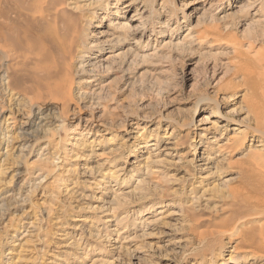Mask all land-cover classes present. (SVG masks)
Here are the masks:
<instances>
[{
	"label": "rangeland",
	"instance_id": "374dc122",
	"mask_svg": "<svg viewBox=\"0 0 264 264\" xmlns=\"http://www.w3.org/2000/svg\"><path fill=\"white\" fill-rule=\"evenodd\" d=\"M67 1L81 37L64 83L70 119L63 104L49 118L32 109L33 100L51 102L44 73L24 54L51 46L34 16L16 14L12 0L0 14V264H264V216L249 199L261 186L248 171L264 154L251 113L264 110L262 90H251L264 80V0L212 9L217 0H168L159 15V0ZM113 6L130 24L138 9L150 27L174 22L151 40L135 22L118 42V17L104 13ZM215 111L228 125L212 136L236 139L224 152L201 137L199 122ZM238 215L257 254L235 256L241 240L215 234Z\"/></svg>",
	"mask_w": 264,
	"mask_h": 264
},
{
	"label": "bare ground",
	"instance_id": "6f19581e",
	"mask_svg": "<svg viewBox=\"0 0 264 264\" xmlns=\"http://www.w3.org/2000/svg\"><path fill=\"white\" fill-rule=\"evenodd\" d=\"M12 1L15 4V8L17 12L16 14H23V15H28V16L32 14V16H34L32 20L37 21L38 25H40L39 30L42 33L41 39H43L44 41V38H45L46 40L48 39L51 42L50 48L48 50H45L44 51L45 53L44 52L42 53L40 51H35V50L24 52V54L30 55L31 59H34L36 61V64H35L36 68L38 69L39 72L44 73L43 75L46 77V80L48 83L46 86V90L51 92V100H50L51 102H49V104L46 105V107L44 105H40L39 103H35L33 100L32 109L34 111H37L42 117L49 118L52 115L55 106L59 104H61L62 106L63 104L62 106L63 115L66 119H70L74 115L75 111H73L72 114H69L70 112H68V108L70 104H72L73 99H72L71 92L68 89H65L64 83L67 82V80H69L70 72H68V70H70L71 68L70 66L76 57V54L78 52V46H80V40H81V37L77 38V35H75V32H77V30H79V27H80L79 26V16L74 14L73 12L76 8H72L67 0H12ZM167 1L168 0L158 1V5L160 6V9H161L159 10L160 13H158V15L165 14L164 10L167 8V5H168ZM227 1L228 0H217V1L210 2L209 3L210 8L211 9L220 8ZM259 1L260 0H248L247 4L251 5ZM138 2L139 0H132L130 1V5L137 4ZM7 4H8V0H0V14L4 12ZM130 5H126L124 6V8H128ZM108 6H109V3L106 4L105 9H107ZM112 9H114V11L110 10L111 13L110 12L108 13V10H104V13H106L108 16L118 17L115 20H112V21L110 20L111 21L110 26H112V30H113L112 32L113 34H111V36H113V39L118 42L124 41L126 39L127 30L131 29V27L133 28L132 24L135 22L140 23V26H137L135 33L141 34L142 38L149 36V40H151L150 38H152L153 36L154 37L158 36L157 38H163L165 36V31L167 27H170L172 23L174 22V18L173 19L170 18L167 21L168 24L166 23L161 24V27H158V26L150 27L148 24V21L146 20L144 16L145 10L138 9V11L131 16L130 21L132 22V24H130V23L120 20L119 18L120 15H117V14H121L123 11V9L120 6H113ZM177 25H181V23L180 24L177 23ZM96 26L97 25L94 24L92 28H95ZM4 29L5 28L2 27V23L0 22V43L5 42V40L7 39V35L5 34ZM188 36L189 37L191 36L190 33L186 35V37ZM84 43L86 47V43L88 44V39ZM248 48L249 50L254 49L253 44H249ZM258 56H259V52L256 51L255 59L258 58ZM255 59H252L251 62H253V64H257V63L261 64V65L259 64L257 65L258 68L264 69V66L262 65L263 62L260 60V61H257V63H254ZM263 76H264V73H263ZM4 77H5V74H4L3 65H1V59H0V83L3 81ZM14 82H15L14 77L9 75V80H8L9 87H11L12 86L11 84H13ZM248 83H251V82H248ZM256 88H257V91L258 89L262 90L261 98L264 99V80H262L260 84L256 83L254 88L251 90L254 92V89L256 91ZM1 91L2 90L0 89V94H1ZM258 94L260 95V93ZM241 97L245 98L246 94L242 95ZM252 106L254 105L252 104ZM250 111H251V107H250ZM103 113L104 115H106L105 110L103 111ZM251 113L254 115L255 124L257 125L253 131V136L261 139L260 141L261 144H259L258 147L263 148V151H264V110L262 109V107H259L257 109L252 108ZM127 117L124 116V120L123 118H120V120L121 119L123 120L122 121L123 123L121 122L123 126L127 124V122L129 121V118ZM215 118H221L223 119V121L219 122ZM37 120L39 121V123L35 124L36 128L40 127V125L42 124V118L37 119ZM192 121H193V118H192ZM88 122H91V120H89ZM60 123H61L60 128L64 129L66 126V123L63 121H61ZM135 125H137V123H135ZM191 125L193 124L186 123L185 127L190 128ZM199 125L203 132L201 134V137L202 138L208 137L207 140H210V141L211 139H213L214 141H212L211 143L217 145V149L219 150V152H224L226 147L232 146L233 142L236 140L234 138H231L229 142L219 143V141H217L218 140L217 137L215 138L214 136H212V135H216L217 129H225L228 125V122L225 119V116L218 111H215L209 115H206L203 119H201V121L199 122ZM86 129H84V131L82 130L83 132L79 133V135H82L86 131ZM73 132L74 131L71 130L70 134H72ZM89 132L90 131H88V133ZM86 133L87 132H85V134ZM246 139H247V133L245 132L244 137L241 139L242 146L246 144ZM219 140H221V138ZM249 153L255 154V151L252 150ZM254 158H255L254 161H251L249 163L250 165L248 166V171L250 173V176L259 177V183H260L261 189L258 188L259 186H256V188L252 190L253 193L255 194H257L258 192H261V193L260 195H257L253 198H249L252 201V204L250 205L252 206V209H253L252 214H260V216L261 215L264 216V191H263L264 190V154L263 155L260 154L258 155V157H254ZM244 220L245 219L243 216L238 215L236 221L232 223L230 227L224 226L222 229L220 230L218 229V231H215V234L217 235V237H220L221 239L223 238L227 239L228 242H230V244L235 242V240H241V244H240L241 251H238V253H236L235 255V256H241V257H243V255L247 253L253 254V255L257 254L256 250L259 248L257 246V244H259L257 241L259 240H256L255 237L253 236H249V233L246 231V229L239 231L240 227L243 225ZM260 239L261 241L263 240V243H264V234L261 235Z\"/></svg>",
	"mask_w": 264,
	"mask_h": 264
}]
</instances>
